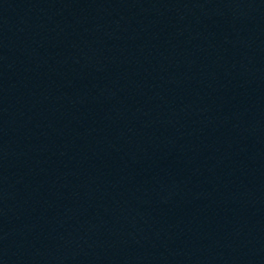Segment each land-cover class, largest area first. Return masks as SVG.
I'll list each match as a JSON object with an SVG mask.
<instances>
[{"label":"water","instance_id":"1","mask_svg":"<svg viewBox=\"0 0 264 264\" xmlns=\"http://www.w3.org/2000/svg\"><path fill=\"white\" fill-rule=\"evenodd\" d=\"M0 264H264V0H0Z\"/></svg>","mask_w":264,"mask_h":264}]
</instances>
